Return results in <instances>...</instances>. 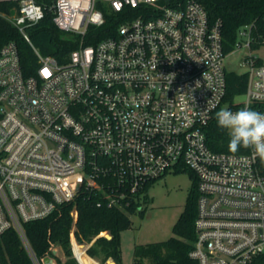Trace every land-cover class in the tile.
I'll use <instances>...</instances> for the list:
<instances>
[{
  "label": "built area",
  "instance_id": "built-area-1",
  "mask_svg": "<svg viewBox=\"0 0 264 264\" xmlns=\"http://www.w3.org/2000/svg\"><path fill=\"white\" fill-rule=\"evenodd\" d=\"M0 1L18 2L8 18L37 63L28 73L14 41L0 49V238L15 228L33 264H56L63 249L39 258L25 222L82 188L100 196L99 206L134 203L139 211L148 185L189 169L197 177V264H253L264 253V161L250 148L215 151L206 139L227 93L221 19L196 0ZM47 11L77 43L66 62L42 54L27 30ZM109 11L123 13L113 34L86 44ZM254 27L239 30L237 45L244 37L250 51L264 46ZM240 65L247 91L227 109L264 113L254 106L264 102V59L249 54Z\"/></svg>",
  "mask_w": 264,
  "mask_h": 264
},
{
  "label": "trees",
  "instance_id": "trees-1",
  "mask_svg": "<svg viewBox=\"0 0 264 264\" xmlns=\"http://www.w3.org/2000/svg\"><path fill=\"white\" fill-rule=\"evenodd\" d=\"M187 1L163 0L171 7L183 6ZM196 1L206 8L211 19L222 20L225 55L236 49L238 33L243 26L254 24L253 32L264 35V0ZM17 12V1H0V49L6 43L14 41L23 66L30 73L31 68L37 64L34 49L8 18V15ZM53 16L52 11H47L44 18L30 25L27 30L34 46L42 54L52 55L58 61L66 62L77 43L70 39L69 33L56 25ZM122 17L123 13L107 12L103 26L90 27L86 44H95L100 38L113 34ZM258 47L257 44L252 45V49ZM226 78L227 93L223 102L239 107L238 104H233V101L247 91L248 74L227 70ZM254 106L264 110V102L255 103ZM216 113L205 127L207 143L215 151L232 152L228 147L229 131L218 127ZM246 151L248 149L240 147L236 152ZM191 174L195 178L193 187L178 221L173 226L174 235L167 240L136 245L134 264H197L190 256L196 239L195 219L198 211L197 177L192 171ZM99 200V195L82 188L74 200L59 204L49 216L25 222L24 228L35 254L44 258L52 253L54 246H60L65 255L63 261L59 259L60 264H105L110 258L120 264L121 232L131 227V214L139 212L143 215L145 210L143 208L138 211V206L134 203L125 209L107 207L105 204L99 206ZM74 212H77L76 217ZM72 232L76 240H73V244ZM82 244H90L87 253ZM0 255L2 264H33L15 228L8 229L1 236ZM253 264H264V253L258 256Z\"/></svg>",
  "mask_w": 264,
  "mask_h": 264
},
{
  "label": "rangeland",
  "instance_id": "rangeland-1",
  "mask_svg": "<svg viewBox=\"0 0 264 264\" xmlns=\"http://www.w3.org/2000/svg\"><path fill=\"white\" fill-rule=\"evenodd\" d=\"M240 40L245 41L246 39L241 37ZM244 41H241L242 44L237 45L234 51L226 55L224 64L228 71L246 72V68L242 67L240 63L249 54L264 59V46L250 51ZM237 99L242 101L244 96H239ZM228 105L229 103L225 102L222 109H227ZM194 179L191 171L185 169L170 172L148 185L147 197L143 204L144 214L139 212L131 214V227L121 232L120 264H134L136 245L167 240L174 235L173 226L184 209ZM107 234L105 233V235ZM73 240L74 238H72ZM88 245L90 246V244H85V247L88 248ZM54 257L57 261L56 264H60L59 258ZM60 258L62 261L65 258L62 251H60ZM105 264L110 263L107 261Z\"/></svg>",
  "mask_w": 264,
  "mask_h": 264
},
{
  "label": "clouds",
  "instance_id": "clouds-1",
  "mask_svg": "<svg viewBox=\"0 0 264 264\" xmlns=\"http://www.w3.org/2000/svg\"><path fill=\"white\" fill-rule=\"evenodd\" d=\"M218 127L229 131V150L250 148L253 154L264 161V113L241 108L238 111L221 109L216 113Z\"/></svg>",
  "mask_w": 264,
  "mask_h": 264
},
{
  "label": "water",
  "instance_id": "water-1",
  "mask_svg": "<svg viewBox=\"0 0 264 264\" xmlns=\"http://www.w3.org/2000/svg\"><path fill=\"white\" fill-rule=\"evenodd\" d=\"M108 237H111L109 234H107ZM51 258H47L46 261H50ZM109 263L110 264H117L116 261L113 259V258H110L109 260ZM80 263V262H79ZM81 264V263H80Z\"/></svg>",
  "mask_w": 264,
  "mask_h": 264
},
{
  "label": "crops",
  "instance_id": "crops-1",
  "mask_svg": "<svg viewBox=\"0 0 264 264\" xmlns=\"http://www.w3.org/2000/svg\"><path fill=\"white\" fill-rule=\"evenodd\" d=\"M88 247H89V245H88ZM86 249H88L87 247H86ZM88 255V254H87ZM89 256V255H88ZM90 257V256H89ZM92 258V257H91ZM93 259V258H92ZM98 263H100L99 261H97Z\"/></svg>",
  "mask_w": 264,
  "mask_h": 264
}]
</instances>
